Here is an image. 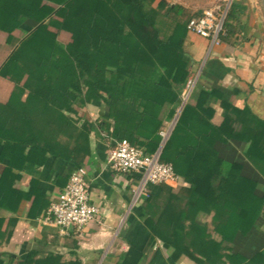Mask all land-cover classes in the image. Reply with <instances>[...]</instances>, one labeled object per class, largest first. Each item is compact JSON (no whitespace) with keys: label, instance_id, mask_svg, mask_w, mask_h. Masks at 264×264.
I'll return each mask as SVG.
<instances>
[{"label":"trees","instance_id":"obj_1","mask_svg":"<svg viewBox=\"0 0 264 264\" xmlns=\"http://www.w3.org/2000/svg\"><path fill=\"white\" fill-rule=\"evenodd\" d=\"M201 15L167 0H0L9 50L0 65V161L16 167L56 157L82 167L94 128L81 119L87 104L106 110L101 125L114 144L157 152L192 75L188 23ZM212 97L222 101L219 125ZM231 142L240 143L246 163L221 156L218 146ZM161 159L187 186L167 188L163 205L153 194L145 200L152 244L161 241L174 262L264 264V250L236 249L264 215V193L244 174L249 164L264 177V120L203 90L188 100ZM34 257L22 264H80Z\"/></svg>","mask_w":264,"mask_h":264},{"label":"crops","instance_id":"obj_2","mask_svg":"<svg viewBox=\"0 0 264 264\" xmlns=\"http://www.w3.org/2000/svg\"><path fill=\"white\" fill-rule=\"evenodd\" d=\"M167 1L182 5L191 14H202L215 2ZM260 5L259 0H237L227 36L213 48L207 39L188 33L184 47L193 63L185 88L192 81L193 102L203 90L216 91L224 101L239 109L248 107L264 120V26L258 15ZM5 41L6 36L0 33V65L9 53ZM221 102L212 97L209 103L215 110L213 122L218 125L224 119ZM106 113L103 106L95 104L80 109L82 121L94 126L82 167L87 170L91 203L99 208L95 220L81 233L70 230L63 234L42 223L48 206L77 168L75 162L50 157L43 165L26 162L12 167L8 161H0V263L22 264L35 253V260L58 254L64 262L80 264H197L186 256L174 262L161 241L152 244L145 201L133 202L140 176L117 173L108 166V154L116 143L101 125L106 122ZM218 150L228 161L247 162L240 143L219 145ZM244 174L257 183L258 192L264 193V177L258 171L248 164ZM185 186L181 180L175 185L152 186L151 191L161 197L163 205L167 188L179 193ZM200 220L209 223L212 215L203 214ZM243 241L245 246L240 248ZM236 249L250 255L264 250V215L251 234L240 238Z\"/></svg>","mask_w":264,"mask_h":264},{"label":"built area","instance_id":"obj_3","mask_svg":"<svg viewBox=\"0 0 264 264\" xmlns=\"http://www.w3.org/2000/svg\"><path fill=\"white\" fill-rule=\"evenodd\" d=\"M237 0H215L201 16L194 17L188 23V31L207 39L211 48L218 46L227 36L226 22ZM193 83L182 93V105L170 125L160 132L163 138L160 149L152 154L142 147L122 140L110 150L108 166L117 173H134L140 176L133 202L141 203L152 195V186L175 185L182 179L176 173L172 163L164 162L161 154L169 140L180 114L192 93ZM87 170L79 167L72 172L67 185L48 208L42 223L55 227L66 234L70 230L83 232L99 214V208L91 203V193L87 183Z\"/></svg>","mask_w":264,"mask_h":264},{"label":"rangeland","instance_id":"obj_4","mask_svg":"<svg viewBox=\"0 0 264 264\" xmlns=\"http://www.w3.org/2000/svg\"><path fill=\"white\" fill-rule=\"evenodd\" d=\"M261 5H260V12H258V15H260V19L261 21H263V26H264V0H259ZM192 84V81L190 82ZM189 83V84H190ZM240 160L244 161L243 158H241ZM245 241L242 242V244L240 245V248H243L245 246Z\"/></svg>","mask_w":264,"mask_h":264}]
</instances>
